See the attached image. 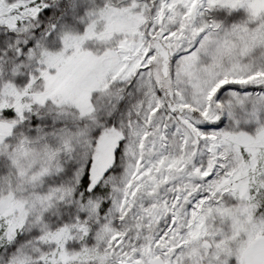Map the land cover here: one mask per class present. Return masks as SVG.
Here are the masks:
<instances>
[{"label": "snow or ice", "instance_id": "obj_1", "mask_svg": "<svg viewBox=\"0 0 264 264\" xmlns=\"http://www.w3.org/2000/svg\"><path fill=\"white\" fill-rule=\"evenodd\" d=\"M0 264H264V0H0Z\"/></svg>", "mask_w": 264, "mask_h": 264}]
</instances>
